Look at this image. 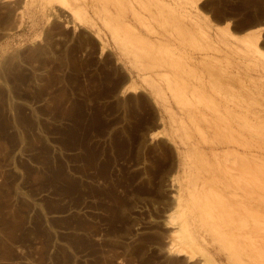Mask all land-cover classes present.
Here are the masks:
<instances>
[{
    "label": "rangeland",
    "instance_id": "rangeland-1",
    "mask_svg": "<svg viewBox=\"0 0 264 264\" xmlns=\"http://www.w3.org/2000/svg\"><path fill=\"white\" fill-rule=\"evenodd\" d=\"M100 95L84 175L51 126ZM0 264H264V0H0Z\"/></svg>",
    "mask_w": 264,
    "mask_h": 264
},
{
    "label": "trees",
    "instance_id": "trees-1",
    "mask_svg": "<svg viewBox=\"0 0 264 264\" xmlns=\"http://www.w3.org/2000/svg\"><path fill=\"white\" fill-rule=\"evenodd\" d=\"M100 63L102 65L103 62ZM70 74L72 77L75 76L74 71H71ZM97 76L98 80L96 84H99L97 89L100 91L108 89L110 87L107 81L109 77H106L105 74ZM85 84L86 82L82 75L73 82V85L78 87H83ZM71 103L75 108L72 119L66 122L54 123L51 128L57 132L58 138L69 148V158L76 165L78 172L92 176H98L101 170L109 172V167L104 169L96 159L99 154V144L93 137L106 132L111 126L109 113L113 110L116 101L107 99V95H100L96 105L91 109L88 108L84 98L81 96L73 98ZM138 133L137 129H130L131 135L129 136L119 131L115 133L113 144L120 146V157L125 156ZM85 157L90 160V164L85 165L83 162V158ZM122 175L130 177L132 173L125 170ZM79 185H81V182H79ZM96 188V185L88 184L87 188L77 192L76 196L93 195Z\"/></svg>",
    "mask_w": 264,
    "mask_h": 264
},
{
    "label": "bare ground",
    "instance_id": "bare-ground-1",
    "mask_svg": "<svg viewBox=\"0 0 264 264\" xmlns=\"http://www.w3.org/2000/svg\"><path fill=\"white\" fill-rule=\"evenodd\" d=\"M251 30V29H250ZM248 34L252 37V38H255V40H259V36H258V31H256V30H251V31H249L248 32ZM178 249V248H177Z\"/></svg>",
    "mask_w": 264,
    "mask_h": 264
}]
</instances>
